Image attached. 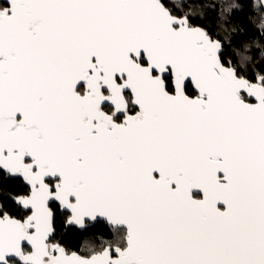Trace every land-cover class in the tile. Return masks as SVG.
<instances>
[{
    "label": "snow or ice",
    "instance_id": "1",
    "mask_svg": "<svg viewBox=\"0 0 264 264\" xmlns=\"http://www.w3.org/2000/svg\"><path fill=\"white\" fill-rule=\"evenodd\" d=\"M0 264H264V0H0Z\"/></svg>",
    "mask_w": 264,
    "mask_h": 264
}]
</instances>
